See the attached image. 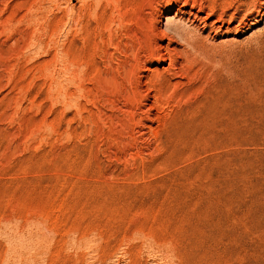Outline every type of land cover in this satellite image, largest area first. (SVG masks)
<instances>
[{
    "label": "rangeland",
    "instance_id": "1",
    "mask_svg": "<svg viewBox=\"0 0 264 264\" xmlns=\"http://www.w3.org/2000/svg\"><path fill=\"white\" fill-rule=\"evenodd\" d=\"M240 1L0 0V264H264V0ZM194 15L178 73L138 66Z\"/></svg>",
    "mask_w": 264,
    "mask_h": 264
},
{
    "label": "bare ground",
    "instance_id": "2",
    "mask_svg": "<svg viewBox=\"0 0 264 264\" xmlns=\"http://www.w3.org/2000/svg\"><path fill=\"white\" fill-rule=\"evenodd\" d=\"M256 2L257 0H241L240 1V5H246L249 8H251L252 10H256ZM31 6V5H30ZM33 7V6H31ZM211 7V6H210ZM259 7V6H257ZM212 8V7H211ZM37 9V8H36ZM215 9V8H214ZM29 10V9H28ZM210 10V9H209ZM226 10V9H225ZM225 10H221V13L218 15L217 20L213 21V22H206L204 21L203 22V25H202V31L203 29H205L206 27H208L209 29H216L217 31L221 30L222 28V24L224 23V16H225ZM243 10V9H241ZM212 11V10H210ZM215 11V10H214ZM246 11V10H245ZM258 12V9L256 10ZM3 12V11H2ZM1 13L0 16H4L2 15L3 13ZM213 12V11H212ZM236 12V11H235ZM248 12V11H247ZM30 13V12H29ZM234 13V12H233ZM239 13V12H238ZM251 12H249L248 14H244V16L239 19V23L237 24V27L238 29L240 28H248L250 25L248 23V21L251 20L252 16L250 14ZM250 14V15H249ZM189 15H192L191 13H189ZM208 15V14H207ZM228 15V14H227ZM230 15V14H229ZM232 17H235L233 16V14L230 15V17L228 18H232ZM0 18H3V17H0ZM198 16L197 15H194L193 19L192 20H189V18L187 20V22H189L190 24L185 26V22L186 20H183V19H180L179 21H175V23L171 22V20L169 19H165V22L163 24V29L158 31V32H155L154 29L151 27V29L149 28V31L150 32H147L146 30V33L144 34L143 32V35H145L146 37V34H148V39L151 38L152 39H155L157 37V34L159 35L158 37H161V38H165L167 40V44L165 46H161V45H158L157 47H155L151 54H149V56H144L143 59H138L139 61V64L138 66H144L146 65V62L148 63L150 61V59L152 57H156V61L158 63H163L164 61L167 60V68L163 69L164 72L168 71V72H173V74L175 73H178L177 72V69H178V59H180L181 55L183 53H187V51H189V49H194V48H201V43H200V32H198L199 30H201L199 27H197L196 25V20H197ZM113 19V18H112ZM179 19V18H178ZM229 19V20H230ZM23 20V19H22ZM169 20V21H168ZM159 21V20H158ZM184 21V22H183ZM229 22V21H228ZM227 22V23H228ZM120 23V22H119ZM173 23V24H172ZM219 23V24H217ZM251 24V23H250ZM1 25V24H0ZM30 28V27H29ZM228 28V27H226ZM141 30V29H140ZM148 30V29H147ZM241 30V29H240ZM144 31V32H145ZM150 33V34H149ZM111 34V33H110ZM108 35V34H107ZM101 36V35H100ZM133 37V36H132ZM137 38V37H136ZM144 38V37H143ZM202 39V38H201ZM134 40V39H133ZM142 40V39H141ZM138 42V41H137ZM117 43V42H116ZM140 43V42H139ZM125 44V43H124ZM138 44V43H137ZM119 45H120V42H119ZM123 45V44H122ZM126 45H128L126 43ZM130 45V44H129ZM203 45V43H202ZM121 46V45H120ZM126 47V46H125ZM131 47V46H130ZM133 47V45H132ZM143 47V46H142ZM141 47V48H142ZM151 47V46H150ZM206 47V46H205ZM127 48V47H126ZM125 48V49H126ZM129 48V47H128ZM115 49V47H114ZM119 49V47H118ZM121 49V48H120ZM131 49V48H130ZM129 49V50H130ZM140 49V48H138ZM150 50V51H151ZM161 50H163V52H160ZM124 51V50H123ZM141 51V50H140ZM122 52V51H121ZM124 53V52H122ZM121 53V54H122ZM128 53V52H127ZM153 53V54H152ZM147 54V53H146ZM101 55V54H100ZM143 55V54H142ZM124 56L126 57V54L124 53ZM136 57L137 54H135ZM135 57V58H136ZM134 58V57H133ZM132 58V60L134 61V59ZM131 63V62H130ZM129 65V63H128ZM137 66V64H136ZM135 66V67H136ZM137 66V67H138ZM136 67V68H137ZM146 67V66H145ZM140 68V67H139ZM144 68V67H143ZM142 68V69H143ZM132 69V68H131ZM152 74H150V76H145V79L151 84V86L159 80V78L161 77V74L163 75L162 72H159L157 69H154L151 71ZM132 76V75H131ZM162 79V77H161ZM160 79V80H161ZM159 80V82H160ZM164 80V79H163ZM134 81V80H133ZM149 83H147L148 85H150ZM158 83V82H157ZM157 85V84H156ZM152 86V87H153ZM156 89L158 87H155ZM154 89V88H153ZM157 92H159V90H157Z\"/></svg>",
    "mask_w": 264,
    "mask_h": 264
}]
</instances>
